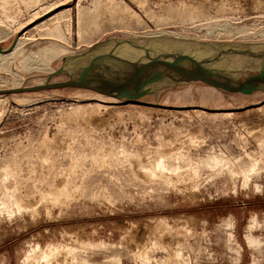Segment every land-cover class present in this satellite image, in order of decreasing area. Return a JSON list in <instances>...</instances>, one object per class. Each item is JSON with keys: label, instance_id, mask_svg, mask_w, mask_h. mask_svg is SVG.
I'll use <instances>...</instances> for the list:
<instances>
[{"label": "rangeland", "instance_id": "obj_1", "mask_svg": "<svg viewBox=\"0 0 264 264\" xmlns=\"http://www.w3.org/2000/svg\"><path fill=\"white\" fill-rule=\"evenodd\" d=\"M105 1L0 0L2 49L29 28L0 55V90L44 84L64 57L114 37L264 43V0H114L140 20ZM52 4L65 5L31 24ZM162 154L184 175L145 176ZM252 161L251 179L233 174ZM66 183L72 195L43 197ZM15 190L26 207L10 216L1 201ZM0 206V264L61 244L90 264H146L145 253L147 264H264V89L197 83L140 104L79 88L0 95Z\"/></svg>", "mask_w": 264, "mask_h": 264}, {"label": "water", "instance_id": "obj_2", "mask_svg": "<svg viewBox=\"0 0 264 264\" xmlns=\"http://www.w3.org/2000/svg\"><path fill=\"white\" fill-rule=\"evenodd\" d=\"M18 39L0 54L10 53ZM257 80H247L250 74ZM65 75L67 80L52 82ZM203 83L224 92L264 89V43L205 42L170 36L109 38L64 57L44 84L0 90V95L87 89L140 104L147 97Z\"/></svg>", "mask_w": 264, "mask_h": 264}, {"label": "bare ground", "instance_id": "obj_3", "mask_svg": "<svg viewBox=\"0 0 264 264\" xmlns=\"http://www.w3.org/2000/svg\"><path fill=\"white\" fill-rule=\"evenodd\" d=\"M64 5L65 4H62V5L60 4L59 6H57L56 4H54V5L52 4V5H49V6L40 7L39 10H38V12L36 11V13L33 15L32 20H31V24H34L37 19H40L44 15H47V17H52L51 19L55 18L56 16H54V12L58 8H60V7L64 6ZM104 7L108 11H112V12L123 11L126 14H128L129 16H132L134 18L139 19L138 15L129 6H126L124 3L116 2L114 0H106L105 1V4H104ZM41 13H44V15L41 16ZM45 23H46V21L39 23L36 26V29L39 30V29L45 28L46 27ZM47 28H48V26H47ZM124 28L125 29H129L130 27L125 26ZM13 29H15V28H13ZM14 34H19L18 41H17V44H16L15 48L10 53H8V54H0V55L11 56L16 51V49L20 46V43L22 42V40L27 39V37L29 36V28L27 26L21 25L20 27H18V29L16 30V33H14ZM151 37H164V34H162V33L152 34L151 33V34H149L148 36H145V37H132V38H151ZM177 38H180V37H177ZM0 59H1V57H0ZM216 94L217 93H215L214 91H211L210 89L209 90L206 89V91L204 93V96H203V99L204 100H206V99L207 100H215V99H217ZM204 102L208 103L207 101H204ZM197 114H201V112H197ZM191 143H196V141L195 140H192ZM181 153L182 152H177L178 155H181ZM167 160H168V157L165 156V155H163V154L160 155L159 157H157L153 161V163H152V168L149 171L147 170L145 172V176L147 175V176H149V178H151L153 176L161 175V177H165V178H168L169 180L170 179L172 180V176L173 177H175V176L176 177H180L181 175L182 176L184 175L183 174L184 171H182L181 168H172V167H170V165H168ZM214 160H215V162L217 164H219L221 162V160L216 159V158ZM257 167L258 166H257L256 162H253L252 161L251 162V167L246 172L239 171L237 169V170H234L233 171V174L234 175L235 174L237 175V173L240 172L245 177V179L249 180V179H251L252 174L256 172ZM198 172L199 171H195L194 173H190V175L197 177L198 176ZM231 172H232V170H231ZM10 174H12V175L14 174V169L10 171ZM166 175H170V176L172 175V176L171 177H168ZM147 179H148V177H147ZM175 181H176V179H175ZM179 182H180V180H179ZM186 182L188 183V181H186ZM175 183H177V182H175ZM175 183H173V184L175 185ZM246 184H248V183H246ZM67 185H68L67 183L64 186L57 185L56 188H54L53 190L44 192V196L43 197L50 198L55 203L56 202H59V200L61 199V197H63V196L66 197V195L68 196V195H72L73 194V193L70 192V190H69V188H68ZM256 189H257L258 192L262 191V187L260 185H257ZM42 193H43V191H42ZM21 197L18 194L17 190H15L11 194H9V196H7V197H5V198L2 199L1 205L3 206V208L5 209V211L10 216L13 215V212H14L13 211V207L17 208L18 210L24 209L26 207L25 206L26 204L23 203V201H25V200L22 201L23 198H21ZM50 199H49V201H51ZM160 246L162 247V245H160ZM36 247L37 248H34L29 254L27 252V257H26L25 264H65L66 262L68 264H81V263L82 264H90V262L88 260L80 259L78 257V255H77V250H76L77 248L75 249L74 247H71V246L70 247L69 246H62V244L61 245H50L47 248H45L44 250H41L38 245ZM181 253L180 252H177L176 253L175 258L177 260H180L181 259V257H182L181 256L182 255ZM143 256H145L144 258H145V260L148 263V260H149L148 254L145 253V255H143ZM136 260H138V259H136ZM162 264H167V263L166 262H162ZM176 264H180V263H176Z\"/></svg>", "mask_w": 264, "mask_h": 264}]
</instances>
